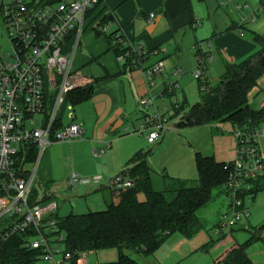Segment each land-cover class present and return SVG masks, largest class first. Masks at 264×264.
<instances>
[{
    "label": "built area",
    "instance_id": "obj_1",
    "mask_svg": "<svg viewBox=\"0 0 264 264\" xmlns=\"http://www.w3.org/2000/svg\"><path fill=\"white\" fill-rule=\"evenodd\" d=\"M0 3V17L12 43L10 55L0 53L1 240L25 235L24 247L41 250L42 260L49 264H72L76 257L77 264H87L86 256L94 252L62 250L65 235L58 228L59 204L55 200L41 203L37 175L44 154L54 144H72L83 138L84 130L78 124L70 123L58 128L59 120H62L60 107L69 94L90 82L73 68V60L67 50L71 48L74 57L87 24L90 23L94 29L98 26L103 16L98 18V10L94 11L104 0H0ZM237 9L240 11L242 7ZM155 19L156 15L151 14L149 24ZM113 27L111 22L99 28L106 36L113 33ZM114 40L127 49L118 57L120 62L126 63L130 59L134 69L142 67L149 53L143 48L136 51L119 35L114 36ZM200 61L201 66L206 62L204 58ZM163 71L162 62L144 70L150 87ZM193 77L198 81L204 80L203 67L194 72ZM174 87L176 85L169 86L167 91L171 93ZM156 100V96L149 93L139 102L145 114L139 132H148L149 143L160 139L163 130L164 117L157 111H150L156 106ZM67 108L71 112L70 118H73V106ZM37 116L43 117L42 127L29 128L28 123L33 126V119ZM234 135L237 157L225 167L229 174L226 184L229 211L214 230L217 236H225V230L232 231L237 224L249 218L254 183L264 176V162L258 148L264 127L235 130ZM109 147L107 144L96 152V157L104 156ZM102 181V176L83 178L73 172L64 187L74 191L79 187L98 186ZM110 185L113 193L120 197L134 186V181L120 175L111 180ZM34 190L38 193L35 199Z\"/></svg>",
    "mask_w": 264,
    "mask_h": 264
},
{
    "label": "crops",
    "instance_id": "obj_2",
    "mask_svg": "<svg viewBox=\"0 0 264 264\" xmlns=\"http://www.w3.org/2000/svg\"><path fill=\"white\" fill-rule=\"evenodd\" d=\"M248 1L255 6L254 0H104L101 9L104 15L108 14L112 17L113 32L118 31V35L131 48L136 51L143 48L149 54L143 61L142 67L131 70L125 67V63L118 60L106 36L105 38L97 34L87 36L84 42V53L77 52L74 57L70 52L71 48H68L67 52L73 60V68L90 81L88 85L93 84L94 90L87 101L73 107L75 111L73 118H70L71 112L67 108L69 111L67 125L70 123L80 125L84 130L83 138L72 144L56 143L44 154L37 175V184L45 191L42 199L45 194L52 200L59 198L51 194L49 188L57 178L56 172L51 168L53 154L57 151L61 152L64 144L80 162L82 167L77 169L79 174L84 176L82 173L84 169L91 175L107 170L110 175L119 174L120 176L135 154L143 150L140 149L142 144L139 145L132 138H127V142L124 143L121 138V140H114L104 156L96 157V152L110 144V134L114 135L120 129L113 131L118 121L122 120L123 125L125 122L132 123L134 131L140 133L139 129L144 122L145 114L144 111H141L140 115L136 114L138 109L143 110L139 104L141 98L152 93L156 99H161L151 112L157 111L164 117L162 110L168 108L166 105L169 102L165 99L177 93L180 87L179 80L185 75L193 74L203 67L204 79H207L212 86H216L224 77L228 65L242 63L255 55L260 47L253 41L252 34H264V18H256L257 13L251 9ZM263 2L264 0H260L257 4H261L264 8ZM238 7L242 9L239 11ZM151 14H155L156 19L160 18L153 34L147 32L151 25L149 24ZM81 45L82 43L80 47ZM153 51L157 53L153 54ZM203 58L206 62L201 66L200 59ZM158 62L164 64V71L156 76L154 85L150 87L145 79L144 70ZM173 85H176L175 90L168 92V87ZM199 94L201 98L200 87ZM258 98L262 99L258 103L259 108H255L254 102ZM249 100L252 108L256 110L264 108V77L250 93ZM66 103L67 107L71 105L68 100ZM67 125L63 123V126ZM261 126L264 127V123ZM191 128L198 133L206 129L210 131L213 138L211 153L201 152L198 145L190 143L195 155L201 153L212 156L220 163L232 162L236 159L237 140L234 135L236 130L234 126L230 128L227 135H224L227 132L221 126ZM125 131L130 132V128H126ZM147 138L148 145H155L156 142L149 143ZM143 144L146 145V142ZM54 147H60V149L52 152ZM258 148L264 162V136L260 137ZM148 165L151 168L153 166L150 161ZM152 170L155 172L153 168ZM72 173L73 171L67 177H63L66 180L61 184L62 189H65L64 184ZM261 185L263 189L254 197L250 206V216L246 220L251 226L250 219L253 221L252 216L256 211H262L260 221L264 220V176L261 179ZM96 189L106 205L109 201L112 204H116L115 201L119 202V197L113 193L111 185L104 186V181L94 187H79L74 192L71 191V194L76 193L83 197ZM106 189H110L112 198ZM38 193L40 195L39 190ZM223 194L226 196V191ZM62 197L65 198V196ZM230 238L233 237L228 238L225 235L222 242H227Z\"/></svg>",
    "mask_w": 264,
    "mask_h": 264
},
{
    "label": "trees",
    "instance_id": "obj_3",
    "mask_svg": "<svg viewBox=\"0 0 264 264\" xmlns=\"http://www.w3.org/2000/svg\"><path fill=\"white\" fill-rule=\"evenodd\" d=\"M102 6L96 8L103 16L96 34L102 36L99 27L113 22L111 16L104 15ZM115 31L106 35L110 48L116 56L127 49L115 43ZM253 41L260 50L239 64H230L222 80L212 86L207 79L199 80L201 101L193 105L178 127H204L231 123L236 130L257 129L264 123V108H252L250 93L264 77V34H252ZM125 67L134 69L129 59ZM94 90L93 84L70 93L67 100L75 107L87 101ZM59 120L58 128L62 127ZM152 150L138 151L120 174L134 181V186L122 193L119 202L111 204L106 211L85 214H70L65 218L57 216L59 232L65 235L66 251L81 253L97 252L117 248L119 258L116 264H141L128 252L155 254L168 237L175 234L186 238L196 236L204 227L199 212L209 207L220 193L226 191L228 171L226 163L218 162L212 156L196 153L195 162L198 179L195 187L168 188L157 191L154 184V171L148 165ZM168 178V177H167ZM178 183V180H175ZM263 189L261 179L254 183V197ZM215 191L218 192L216 196ZM34 190L33 199L37 197ZM143 197V198H142ZM52 201L45 194L42 204ZM0 264H36L43 252L25 248V235H16L7 241L1 240ZM243 245H237L216 260V264H256L248 253L253 243L261 240L258 231ZM224 239V236H222ZM76 257L72 264H77Z\"/></svg>",
    "mask_w": 264,
    "mask_h": 264
},
{
    "label": "rangeland",
    "instance_id": "obj_4",
    "mask_svg": "<svg viewBox=\"0 0 264 264\" xmlns=\"http://www.w3.org/2000/svg\"><path fill=\"white\" fill-rule=\"evenodd\" d=\"M255 6L252 2L248 1L251 5V9L257 13V19L264 18V8L257 2L260 0H254ZM264 3V2H263ZM257 5V6H256ZM1 11V3H0ZM96 34V30L89 23L86 26L85 33L82 37V45L79 47L78 53L82 54L85 51V39L87 36ZM249 35V34H248ZM102 37L105 38L104 35ZM12 52V43L8 37L7 28L0 17V53L2 55H10ZM77 71V70H76ZM199 81L193 77V74L185 75L179 80V89L177 93L165 100H169L162 113L164 116L163 130L161 131V138L158 139L155 145L150 146L147 144L146 137L148 132L143 134L135 132L132 123L125 122L123 126L114 135L110 134V147L113 145L114 140L123 138V142H127V138H132L139 145L142 144L144 151L152 150V154L148 158V161L153 165L154 184L157 191H164L165 187L168 188H180V187H195L198 184L196 182H188L189 180H195L198 177V170L195 162V151H193L190 143H195L199 146L201 152L211 153L213 148V138L210 131L206 129L200 133L191 127H178L189 109L201 101L199 94ZM262 98H258L254 102L255 108H259V102ZM161 99L156 100V104ZM67 103L65 102L60 107V118L65 125L68 124ZM77 110V108H75ZM153 110V109H152ZM144 110L138 109L136 115H140V112ZM151 111V110H150ZM75 113V111L73 112ZM161 115V114H160ZM162 116V115H161ZM34 125L29 122V128H41L43 123V117L37 116L33 119ZM221 126L227 135L230 128L233 127L231 123L218 124ZM130 128L129 131H125L126 128ZM216 133H219L216 131ZM125 134V135H124ZM124 135V136H122ZM146 142V145L143 144ZM119 146V145H118ZM67 145L61 147V152H55L53 154L52 170L56 172L57 178L52 183L50 189L51 194L57 195L55 198L60 204L59 217L65 218L70 214H85L89 212L106 211L112 204L111 201L106 205L101 195H98L97 189L92 191L91 194L85 196H78L74 191H66L61 188V184L66 180L72 171L78 176L83 178H94L102 176L104 186H109L110 181L117 178L119 174L110 175L107 170H102L95 175H91L88 170H82L81 175L77 172L82 166L78 160L73 156L72 151ZM52 148V147H51ZM60 147H54L51 151L54 152ZM116 150V149H115ZM192 150V153H191ZM63 152V153H62ZM166 171V172H164ZM164 172V173H162ZM168 177V178H167ZM178 180V183L175 182ZM99 188V187H96ZM37 189L40 192V196H43L44 188L37 184ZM112 198L110 189H106ZM218 192L215 191L216 196ZM224 193V192H223ZM223 193L217 197L216 201L212 203L206 209L199 212V216L203 223V229L194 237L186 238L183 235L175 234L165 240L155 254L147 256L144 253L128 252L130 256L141 264H216V260L220 258L226 251L237 245L245 244L252 235L259 231L261 240L253 243L248 249V252L252 260L256 264H264V220L260 221L262 211H256L254 213L253 221L250 219L252 226L246 222V219L242 223L237 224L232 231L225 230L226 236H232L227 242H222V236H217L214 232L215 225L228 211L229 200ZM72 195V196H70ZM98 195V196H97ZM62 196H65L62 197ZM40 197V198H41ZM143 198V197H142ZM118 200V199H117ZM118 203V201H115ZM220 222V221H219ZM256 230V231H255ZM55 240V237H54ZM56 245V243H53ZM62 250H66V245H62ZM61 257L59 256L58 259ZM87 264H116L119 258V252L117 248L106 249L88 254L86 256ZM36 264H49L42 260V258Z\"/></svg>",
    "mask_w": 264,
    "mask_h": 264
},
{
    "label": "water",
    "instance_id": "obj_5",
    "mask_svg": "<svg viewBox=\"0 0 264 264\" xmlns=\"http://www.w3.org/2000/svg\"><path fill=\"white\" fill-rule=\"evenodd\" d=\"M159 22H160V18H157V19L155 20V22L149 26V28L147 29V32H148L149 34H153ZM122 125H123V121H122V120H121V121H118V122L115 124V126H114V128H113V131H116V130L119 129Z\"/></svg>",
    "mask_w": 264,
    "mask_h": 264
}]
</instances>
